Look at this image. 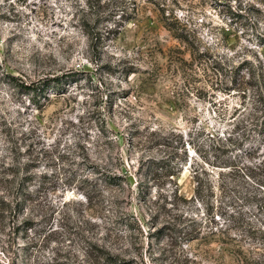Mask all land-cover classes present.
Returning a JSON list of instances; mask_svg holds the SVG:
<instances>
[{
    "label": "rangeland",
    "instance_id": "1",
    "mask_svg": "<svg viewBox=\"0 0 264 264\" xmlns=\"http://www.w3.org/2000/svg\"><path fill=\"white\" fill-rule=\"evenodd\" d=\"M125 3L137 14L118 30L102 22L93 46L72 25L86 0H0V264H102V250L121 264H264L251 233L264 214L241 198L249 184L216 187L207 205L181 199L194 194L190 162L211 137L254 114L259 132L244 144H264V0ZM12 77L58 82L35 98ZM170 155L189 157L172 179L153 166ZM94 165L125 182L105 186ZM192 229L204 234L185 241Z\"/></svg>",
    "mask_w": 264,
    "mask_h": 264
},
{
    "label": "trees",
    "instance_id": "2",
    "mask_svg": "<svg viewBox=\"0 0 264 264\" xmlns=\"http://www.w3.org/2000/svg\"><path fill=\"white\" fill-rule=\"evenodd\" d=\"M110 1L113 3H107V1L103 3L102 0H86L87 8L81 7L78 10L81 13L80 17H78L76 13L73 14L74 21L72 25L76 26V24H79L84 32L91 38L93 46L100 45L102 42L101 40L104 38L102 34L103 29L100 27L102 22H113V25L117 27L118 30L127 22L131 21L133 16L137 14V4L129 7L125 3V0H109V2ZM156 4L161 6L160 3ZM159 8H161L163 12L165 27L172 31L175 37L182 42L188 45L192 44L189 35L185 33L184 27H181L179 19L170 20L171 17L164 13V8ZM76 17L78 18L76 19ZM12 78L15 80V84L23 88L25 92L32 91L35 98L38 95H42L51 82H58V78H55L47 79L42 83L26 84L24 82H17L14 77ZM241 123L236 125L237 128L235 133L229 134L228 136L219 135V138H215V136L211 137V140L214 141V145L209 151L205 150L203 152L200 149L195 150L198 157L194 160L192 158L190 162V171L194 179V194L190 199H183L178 197L176 188L173 192L174 200L181 198L185 202L207 205L214 197L216 187H219V189L224 192H228L231 188L234 192L236 189L243 186L246 188L249 184V187H247L245 194L241 198L246 203H253L260 215L264 214V154L261 155L260 153V150L263 149L264 151V144L252 143L249 147H246L244 144V141L251 133L256 134L259 132L258 118L254 117L253 114L250 118L243 120ZM241 153H244L245 160L242 159L243 156ZM188 158L187 155V157H181L178 161H174L175 159L170 155L168 158L154 161L153 166L160 175L172 179L170 177L177 175L182 170L183 165L189 160ZM10 168L13 172L17 173L18 169H25L27 167L21 164H14ZM214 169H219L220 171L215 173ZM93 173H96L97 178L103 180L105 186H122L123 182H125V178L121 173H116L111 170L103 171L101 167L97 165H94ZM28 180L29 177L26 175L20 179L19 183L22 185ZM238 192H240V190H238ZM85 195L89 198L87 193ZM18 204L19 201H16V205ZM258 220L260 226L254 228L251 233L264 241V217L262 220ZM228 229V226L211 229V231L207 233V237L229 235ZM174 232L180 233L182 229L176 227V229L174 228ZM203 234L201 229H192L183 232V236L185 237L184 240L188 242L201 238ZM241 252L244 255L246 254L245 251L241 250ZM98 256L103 259L102 264H121L125 262L119 261V258L113 256L108 250L100 251Z\"/></svg>",
    "mask_w": 264,
    "mask_h": 264
}]
</instances>
